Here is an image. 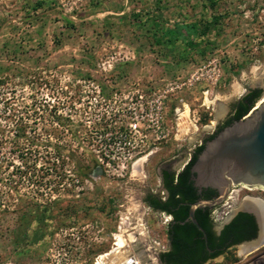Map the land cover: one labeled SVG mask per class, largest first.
<instances>
[{"label":"rangeland","instance_id":"rangeland-1","mask_svg":"<svg viewBox=\"0 0 264 264\" xmlns=\"http://www.w3.org/2000/svg\"><path fill=\"white\" fill-rule=\"evenodd\" d=\"M153 17L217 20L183 49L153 43ZM250 88L264 94V0H0V264H120L127 237L157 249L167 216L142 199L161 195L158 170H178ZM230 192L213 223L264 201ZM237 248L203 264H264V246Z\"/></svg>","mask_w":264,"mask_h":264},{"label":"trees","instance_id":"trees-1","mask_svg":"<svg viewBox=\"0 0 264 264\" xmlns=\"http://www.w3.org/2000/svg\"><path fill=\"white\" fill-rule=\"evenodd\" d=\"M211 2L212 0H204ZM150 37L154 44L162 40L167 45L173 46L180 43L183 49L196 46L199 38L205 36L208 30L214 25L217 17H210L208 21H194L188 25H174L172 29L164 28L150 18ZM71 26L70 23H68ZM261 96L259 88L247 89L231 105L228 117L215 129L216 133L223 126L231 121L241 118L254 105ZM16 132L23 135V128L16 127ZM212 135L207 137L211 138ZM202 143L195 146L189 154L188 160L176 171H160L161 195L146 194L142 202L152 211H162L170 215L164 231L168 248L159 255L162 264H203L221 253L229 246L238 244L254 238L256 225L251 215L244 212H236L220 229L214 233L211 229L212 223L209 218L210 209H195L192 213L196 224L203 230L204 241L200 233L186 221L188 204L198 200H208L215 196L211 189H200L199 193L191 185L188 168L200 151Z\"/></svg>","mask_w":264,"mask_h":264},{"label":"water","instance_id":"water-1","mask_svg":"<svg viewBox=\"0 0 264 264\" xmlns=\"http://www.w3.org/2000/svg\"><path fill=\"white\" fill-rule=\"evenodd\" d=\"M188 175L196 193L206 188L215 192V196L211 199H198L187 207L185 220L191 223L204 241L203 230L192 216L195 209H211L224 200L231 188L237 186L264 191V94L241 118L223 126L211 138L203 142L200 151L188 168ZM239 211L252 216L256 225L255 238L258 226L254 215L245 210ZM236 212H233L230 217ZM129 247L131 253L125 252L122 256H127L129 264H132L130 263L132 259H135L137 264H151L150 261L153 264H160L150 245L148 253L151 260L146 257L147 252L133 248V243H129Z\"/></svg>","mask_w":264,"mask_h":264},{"label":"bare ground","instance_id":"bare-ground-1","mask_svg":"<svg viewBox=\"0 0 264 264\" xmlns=\"http://www.w3.org/2000/svg\"><path fill=\"white\" fill-rule=\"evenodd\" d=\"M243 188L247 189L245 187H243ZM253 189H255V188H250L247 190H253ZM229 192H230V190H229ZM229 192L227 193V196H228ZM231 194H233L232 190L230 192V195ZM230 195L228 197L227 196L226 197L229 199L231 197ZM238 207L240 210H245V211L252 213L256 219V223L258 226L256 237L253 240L238 244V248H237L238 254H239V256L240 255L244 256L248 253H251V252L257 250L261 246H264V201H262L261 199H258V198L244 197L239 202ZM137 234H135V235H137ZM138 235H140V233ZM133 239H134V236H133ZM113 241H114L113 249L111 248L112 250L110 251V253L112 255H115V256H113V259H114V258H117L118 253H121L122 249L124 248L125 241L123 239V236L118 235V234H115L113 236ZM129 241L132 242L131 240H129ZM143 250L145 251V253L147 252V255H146L147 259L151 260L152 258L150 257V254L148 253L149 251L147 249H143ZM101 258L102 257H100V259ZM113 261H115V260H113ZM120 261H121L120 264H129V260L127 259V256L120 259ZM130 263L137 264L135 259H132V261H130ZM150 263L153 264L152 261H150ZM96 264H98V263H96Z\"/></svg>","mask_w":264,"mask_h":264},{"label":"flooded vegetation","instance_id":"flooded-vegetation-1","mask_svg":"<svg viewBox=\"0 0 264 264\" xmlns=\"http://www.w3.org/2000/svg\"><path fill=\"white\" fill-rule=\"evenodd\" d=\"M250 89H252V88H250ZM228 117V116H227ZM225 120V119H224ZM223 120V121H224ZM223 121L222 122H220L218 125H216L215 126V128H213V129H211L210 130V132L208 133V134H206L202 139H201V141L198 143V145H200L201 143L203 144V142L207 139V137H209L210 135H212L214 132H215V129L217 128V127H219L222 123H223ZM215 134V133H214ZM198 145H196V146H198ZM192 152V151H191ZM190 152V153H191ZM188 156H189V154H188ZM183 166V165H182ZM169 170V171H173V169H171L168 165H165V166H162L159 170H158V173H157V177H158V180H159V184H160V171L161 170ZM258 189V188H257ZM260 191H262V192H264L263 190H261V189H259ZM199 193V192H198ZM215 193V192H214ZM148 194V193H147ZM160 194H162V192H161V190H160ZM150 209V208H149ZM155 212H158V213H160V214H164L162 211H155ZM238 212H241V211H238ZM245 213V212H244ZM248 214V213H247ZM164 215H166L168 218H167V221H166V223H165V228H166V224H167V222H169L170 221V215H168V214H164ZM250 215V214H249ZM209 218H210V220H211V223H212V226H211V229H212V231L214 232V233H216L219 229H220V227L223 225V224H225L230 218H228L226 221H224V222H222V223H218V224H216V223H213V221H212V219H211V216L209 215ZM165 228H164V231H165ZM138 235V234H137ZM127 240L129 241V240H131V238L130 237H127ZM164 240H165V242H164V244H162V245H160L157 249H153V247L151 246V249H152V251H153V253L156 255V257L158 258V260H159V255L161 254V253H163V252H165L166 250H167V248H168V243H167V240H166V238H165V235H164ZM232 246H234V245H232ZM229 247H231V246H229ZM133 248H135V249H138V250H142L143 252H144V250H143V246L142 245H140V243L139 242H135V243H133ZM122 251H123V249H122ZM122 251H121V253H122ZM141 251V252H142ZM121 255V254H120ZM220 255V254H219ZM218 256V255H217ZM217 256H215V257H217ZM118 257H120V256H118ZM117 257V258H118ZM214 258V257H213ZM212 259V258H211ZM207 261V260H206ZM160 262V261H159ZM160 264H162L161 262H160Z\"/></svg>","mask_w":264,"mask_h":264},{"label":"built area","instance_id":"built-area-1","mask_svg":"<svg viewBox=\"0 0 264 264\" xmlns=\"http://www.w3.org/2000/svg\"><path fill=\"white\" fill-rule=\"evenodd\" d=\"M128 126L131 128V130L134 131V129H135V124H134V123H131V124L129 123ZM107 140H108V139H107ZM197 145H198V144H197ZM110 146H111V145H106V148H107V149H106V150H103V152H101V155H100V157L98 158V161H100V160H102V159H106L105 163H107V162H108L107 159L112 160L111 158H112V156H114V155H112V153H111V154L108 153L109 151H111ZM113 149H114V148H113ZM115 150H116V149H115ZM108 154H109V155H108ZM188 157H189V156H187L186 161L188 160ZM186 161H185V162H186ZM185 162H184V163H185ZM184 163H183V164H184ZM183 164H182V165H183ZM182 165H181V167H182ZM181 167H180V168H181ZM180 168H179V169H180ZM167 218H168V217H167Z\"/></svg>","mask_w":264,"mask_h":264}]
</instances>
